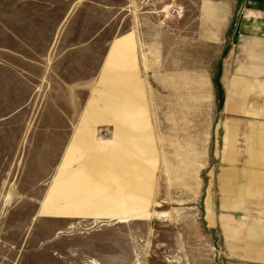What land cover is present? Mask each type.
<instances>
[{"label": "rangeland", "instance_id": "rangeland-1", "mask_svg": "<svg viewBox=\"0 0 264 264\" xmlns=\"http://www.w3.org/2000/svg\"><path fill=\"white\" fill-rule=\"evenodd\" d=\"M197 1L0 0V264H233L224 214L258 243L217 200L219 50L176 42Z\"/></svg>", "mask_w": 264, "mask_h": 264}, {"label": "crops", "instance_id": "crops-1", "mask_svg": "<svg viewBox=\"0 0 264 264\" xmlns=\"http://www.w3.org/2000/svg\"><path fill=\"white\" fill-rule=\"evenodd\" d=\"M171 15L179 23H187L185 14L169 12ZM194 25L193 36L185 33L176 38L179 50L186 54L188 40L194 41L196 51H202L204 43L219 50L214 70L218 85L211 86L219 111L213 119L227 121L228 129L222 128L216 149L220 163L217 200L222 207L226 201L259 202L262 206L258 214H248L252 217L249 220L243 215V232L252 239L258 236L257 244L246 239L232 240L238 221L231 215H221L226 247L239 257L233 264H264V0H198ZM207 25L212 27L208 29ZM149 40L145 32L124 36L114 42L108 60L113 49L118 48L121 55L116 67L129 65L134 41L148 47ZM162 40L170 47V34H163ZM124 98L125 104L135 102L132 94ZM227 205L228 210L239 208L237 203Z\"/></svg>", "mask_w": 264, "mask_h": 264}, {"label": "bare ground", "instance_id": "bare-ground-1", "mask_svg": "<svg viewBox=\"0 0 264 264\" xmlns=\"http://www.w3.org/2000/svg\"><path fill=\"white\" fill-rule=\"evenodd\" d=\"M120 205L123 207L124 212H128L129 210H132V209H138L141 211L142 209L145 210V207H146L145 205H137L136 207H128L127 204H125L123 201L120 202Z\"/></svg>", "mask_w": 264, "mask_h": 264}, {"label": "built area", "instance_id": "built-area-1", "mask_svg": "<svg viewBox=\"0 0 264 264\" xmlns=\"http://www.w3.org/2000/svg\"><path fill=\"white\" fill-rule=\"evenodd\" d=\"M171 11H172L173 13H176V14L179 13L178 9H176V8H172Z\"/></svg>", "mask_w": 264, "mask_h": 264}]
</instances>
